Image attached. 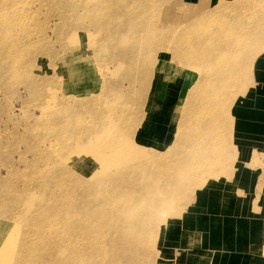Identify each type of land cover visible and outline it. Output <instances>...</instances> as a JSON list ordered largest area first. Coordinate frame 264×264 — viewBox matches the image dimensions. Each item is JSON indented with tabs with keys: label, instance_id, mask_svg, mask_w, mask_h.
I'll return each instance as SVG.
<instances>
[{
	"label": "rangeland",
	"instance_id": "374dc122",
	"mask_svg": "<svg viewBox=\"0 0 264 264\" xmlns=\"http://www.w3.org/2000/svg\"><path fill=\"white\" fill-rule=\"evenodd\" d=\"M255 117L264 118V0H0V251L42 249L49 209L75 176L104 172L111 130L144 154L140 181L107 206V225L91 217L98 238L75 244L102 247L81 246L76 264H208L218 245L254 247L255 225L227 241L222 223L205 218L226 203L239 212L250 184L251 198L263 197L261 177L237 174L233 156L237 120ZM255 145L247 170L264 168V138ZM113 162L99 194L114 195ZM257 248L254 264H264Z\"/></svg>",
	"mask_w": 264,
	"mask_h": 264
},
{
	"label": "bare ground",
	"instance_id": "6f19581e",
	"mask_svg": "<svg viewBox=\"0 0 264 264\" xmlns=\"http://www.w3.org/2000/svg\"><path fill=\"white\" fill-rule=\"evenodd\" d=\"M103 125H106V127H107V125L111 126L109 122H108V124L103 123ZM98 132H100V131H98ZM105 137H106V139L104 141L106 143H104V145L101 146V148L99 149L100 152L102 153L99 156V160L101 161L100 163L103 164V171L104 172H101L102 174H98L96 176L94 175L95 178H93V180L87 179L88 181H85L84 179H82L81 176L77 177V175H76L74 178V181L68 187V189L65 188L68 191H70L71 194L68 193L67 197H64V196L61 197V199H60L61 203L57 204L56 206H52V207H56L57 211L49 209L48 218H47L46 223H45V225H46L45 229L52 231V233L48 235L49 241L45 242L42 246V249L34 255L31 252H27L26 250L23 253H20V252L17 253L16 250L14 252L8 251V250L5 251L8 248L3 247L2 250L0 251V264H76L77 260L74 259V256L85 250V249L83 251L80 250L79 248H81V246H82V249L85 247L89 248L90 245H91L90 246L91 249L92 248L94 249L95 246H97L98 249L102 247V246H99V244H97L98 242H96L95 244L92 242L93 243V245H92V243L89 241L90 245H88V246L86 245L84 247H83V245L79 246L80 244L79 245L75 244V242H76V239H78V238H79V240H80V238L89 239L91 236H93L94 234L96 235L98 233V230H99L98 226L100 224L96 226L94 223L93 224L89 223V220L92 219L91 217L97 215L99 218L100 217L102 218L101 222H103V223H105V225H107L108 220L110 219V217L113 214L111 209H109L107 206H110L112 204V206L115 207V205H117L119 203V200L122 197L127 198L126 194H128V195L130 194V191H131L130 188H132L131 185H133V183L131 184V182H132V179L134 177H138V180L140 181L139 169H140V163L142 162V158L144 157V154L142 152L135 150V149L129 150L128 148H126L124 145L125 144L124 140L122 138H120V139L117 138V136L115 135L113 130L107 131L105 134ZM112 147L114 149H112ZM89 150H90V148H89ZM116 151L122 152V154H121L122 156H119L118 160L114 159L113 157H112V159H109V157L113 156L116 153ZM126 153H129V157L125 158V155H128ZM113 160L117 161V162H113V163L116 164L119 171L118 172L115 171L116 174H114L109 179L110 180L109 182L112 184V186H114L113 188L116 189L115 190L116 193L114 192V195H113V193H112V195H109L110 193L108 194L107 193L108 191H106L104 193L102 191H100V194H99L97 192L99 184L98 185L96 184V180L101 175L108 174L107 167H109V163H111V161H113ZM120 181H122V182H120ZM135 185H136V183H135ZM138 185H139V183H138ZM103 188H104V186H103ZM105 189H108V187ZM95 192H96V194H94ZM138 193H140V192L138 190H136L132 195L136 198V199H134V198L133 199L137 200V203L139 202V200H141L143 198ZM84 197L87 198V200L93 198L96 201V203L98 202L97 207L96 206L91 207V206H89L90 204H88V203L85 204ZM78 199H80V200H78ZM81 199H82V201H81ZM130 201H132V200H130ZM128 203H129V201H128ZM132 204H133V202H132ZM121 205H122V203H121ZM126 205H128V204H126ZM128 206H130V204ZM139 206H138V209H139ZM116 211H117V209H116ZM95 222L97 224L99 221L97 222V220H96ZM6 227H8V224ZM11 228L15 229V226L11 227ZM95 229L97 230V233L92 234V231ZM7 230H8L7 233H9L8 228H7ZM5 231H6V229H5ZM5 231H4V233H6ZM106 231H108V230H106ZM11 234H13V232L7 234V236L12 237L13 235H11ZM3 236H4V234H3ZM98 236H100V235H98ZM6 238H8V237H6ZM15 238H18V237H15ZM96 238H98L97 235H96ZM104 238L106 239V237H104ZM107 238H109V237H107ZM92 239L94 240L95 238H92ZM81 241H84V239H82ZM97 241H98V239H97ZM65 243H68L69 245H71V247H73V250L71 252H69V254L66 256H65V252H60L61 248L66 246ZM27 247H33V245L32 244L26 245V248Z\"/></svg>",
	"mask_w": 264,
	"mask_h": 264
},
{
	"label": "crops",
	"instance_id": "0c3cea01",
	"mask_svg": "<svg viewBox=\"0 0 264 264\" xmlns=\"http://www.w3.org/2000/svg\"><path fill=\"white\" fill-rule=\"evenodd\" d=\"M257 67H258V63L256 64V68ZM258 69L259 68H257L256 73L262 74V72H260ZM256 78H260V76H256ZM250 106L252 107L253 111L259 110V107L257 106V102L255 100H253L252 103H250ZM240 107L242 108V106ZM240 107L239 109H241ZM235 125H236L235 135H237V138H239V142H238L239 147L237 146L236 152L233 153V156L235 155L236 157L235 159L237 161L242 162L241 164L242 168L237 170V174L239 172L247 176L254 175V178H256V182L258 181L257 183H259V178L261 177L260 182H261V186H263V192H264V168L262 169L258 167L257 168L251 167L248 168V170L245 168V163L256 164L258 156L254 154L259 149L258 146H256L255 144H257L258 137L264 138V118L260 120L256 117L250 118L246 120L245 124H243V122L240 121L239 119L237 120ZM252 128L257 130L254 131ZM246 153H248V155L242 158V155ZM258 166L260 165L258 164ZM240 180L242 182V176ZM247 191H249V199L241 200L242 203L240 204L239 212L237 211L233 212L232 210H230L229 205L226 206L227 204L226 203L223 207L220 206V208H217L218 209L217 213H215V210H213L212 214H209V216H207V219L205 218V221L212 224L222 223L223 229L221 230L223 232V237L225 235L224 239L227 241L229 239H233L234 237L236 238L237 231L238 229H240V226H242V224L245 225L248 224L250 230H252L253 225H255L256 227H253L254 247L252 248L250 247L247 250V248L241 247L240 245L236 247L235 244L233 246L218 245L217 247H214L217 253L216 252L212 253L211 257H209L208 259V264H217L218 261H222V257L226 258L225 260L227 264H254L255 261L257 260V254L259 255L257 248L258 244L262 245L264 243V194H262L263 197L260 198H259V194H258V198H256L255 195H253L251 198V194L254 192L253 185L251 184L247 186ZM220 210H226V211L224 214H222L220 213ZM225 223L229 225L224 227ZM214 228L215 227L212 225L211 227L212 232L209 231V233L210 234L213 233L214 235L213 237L215 238H220L221 235L217 234L216 233L217 230H214ZM208 229H210V227ZM247 253L250 254L251 256L247 257L244 255ZM253 258H255V260H253Z\"/></svg>",
	"mask_w": 264,
	"mask_h": 264
}]
</instances>
